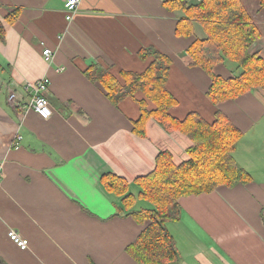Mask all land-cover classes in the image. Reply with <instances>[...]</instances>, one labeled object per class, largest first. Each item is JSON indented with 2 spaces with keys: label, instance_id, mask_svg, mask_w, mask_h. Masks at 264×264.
<instances>
[{
  "label": "crops",
  "instance_id": "obj_1",
  "mask_svg": "<svg viewBox=\"0 0 264 264\" xmlns=\"http://www.w3.org/2000/svg\"><path fill=\"white\" fill-rule=\"evenodd\" d=\"M168 0H80L72 20L66 0H0L5 28L0 43V260L5 264H136L125 252L141 227L120 211V197L106 192L101 178L113 175L137 198L135 179L154 168L157 153L185 160L190 141L166 133L155 122L145 136L134 131L142 95L114 107L86 70L95 65L120 80L141 73L154 48L172 60L166 88L178 101L170 114H199L213 122L219 111L240 132L233 158L250 178L232 188L180 198L181 215L168 223L180 264H264V91L253 90L214 105L206 97L209 77L186 65L190 40L175 35L179 15ZM20 10L17 19L6 17ZM264 23V8L252 4ZM264 58V37L253 44ZM53 53L44 62L42 50ZM63 69L57 72V69ZM222 76L232 71L217 69ZM48 77L49 120L15 108L7 100L21 86ZM23 103V102H22ZM21 140L14 148L16 137ZM143 203V204H140ZM137 199L133 210L146 208ZM14 230L28 242L20 250L7 237Z\"/></svg>",
  "mask_w": 264,
  "mask_h": 264
},
{
  "label": "trees",
  "instance_id": "obj_2",
  "mask_svg": "<svg viewBox=\"0 0 264 264\" xmlns=\"http://www.w3.org/2000/svg\"><path fill=\"white\" fill-rule=\"evenodd\" d=\"M257 2L259 10L264 0H168V12L179 15L175 35L190 40L186 48V65L203 71L210 79L206 97L214 105L234 101L253 90L264 91V58L249 52L250 47L264 37V23L256 21L251 11ZM20 10L6 17L7 23L17 19ZM199 26L204 37L195 34ZM5 28L0 21V43L4 42ZM138 57L148 61L141 73L121 72L120 80L106 70L90 66L86 78L98 83L114 107L139 93V117L134 122V133L145 136V125L155 122L166 133L178 132L190 141L187 158L173 161L168 151L157 153L153 170L134 181L139 189L137 198L128 193L124 180L105 175L101 185L106 192L120 197V211L131 216L141 227L140 233L125 252L136 264H180L168 223L177 222L181 215L180 198L210 194L219 187L232 188L250 181L249 175L238 166L233 152L241 132L219 111L213 122L191 112L183 119L170 114L178 101L166 88L172 60L155 50H140ZM235 65L227 76L217 72L226 63ZM139 199L146 208L133 210ZM0 264H5L0 260Z\"/></svg>",
  "mask_w": 264,
  "mask_h": 264
},
{
  "label": "built area",
  "instance_id": "obj_3",
  "mask_svg": "<svg viewBox=\"0 0 264 264\" xmlns=\"http://www.w3.org/2000/svg\"><path fill=\"white\" fill-rule=\"evenodd\" d=\"M80 0H66L63 6V12L65 20L70 22L74 13L76 12L78 3ZM42 56L44 62L49 64L53 61V53L48 48L42 50ZM63 69H57V72H61ZM50 87V80L44 76L35 82H28L21 86L22 93L26 96V99L20 101L15 91H9L7 100L15 108L31 111L39 119L47 121L51 118L53 112L48 102V92ZM23 102V103H22ZM14 141V148L18 147V143L21 140L20 136H17ZM1 177V168H0ZM8 239L20 250L24 251L28 248V242L22 239L14 230L7 232Z\"/></svg>",
  "mask_w": 264,
  "mask_h": 264
},
{
  "label": "rangeland",
  "instance_id": "obj_4",
  "mask_svg": "<svg viewBox=\"0 0 264 264\" xmlns=\"http://www.w3.org/2000/svg\"><path fill=\"white\" fill-rule=\"evenodd\" d=\"M186 2H188V3H191V2H195V1H200V0H185ZM195 34L197 35V37H199V38H202V37H204V34L202 33V30L199 28V26H195ZM249 52L251 53V54H253V53H258L259 52V50H257V49H254V47H253V45L250 47V49H249ZM226 65H227V67L231 70V71H235V65L234 64H232V63H229V62H227L226 63ZM218 72V71H217ZM178 133V132H177ZM186 155V154H185ZM187 158V155H186V157H185V159ZM140 204H143V203H140ZM146 204V203H145ZM145 206H147V205H145Z\"/></svg>",
  "mask_w": 264,
  "mask_h": 264
}]
</instances>
